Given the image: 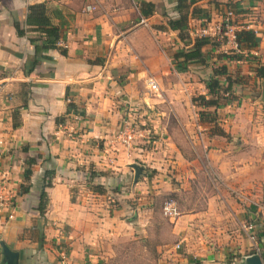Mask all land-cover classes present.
I'll return each instance as SVG.
<instances>
[{"label":"crops","instance_id":"1","mask_svg":"<svg viewBox=\"0 0 264 264\" xmlns=\"http://www.w3.org/2000/svg\"><path fill=\"white\" fill-rule=\"evenodd\" d=\"M138 1L152 4L154 14L144 18ZM42 3L59 26V41L65 47L57 45V49L36 54L30 39L39 34L26 21L29 6ZM176 7L177 0H0V83L9 94L8 100L0 102V175H4L13 204L8 209L0 205V244L18 253L17 264H87L96 259L107 260L112 246L130 234L125 231L121 235L117 229L124 228L127 222L133 226L141 224L140 214L135 221L121 220L118 212L107 208L109 197L91 189L94 185L106 189L114 182L121 187L126 184V172L133 171L129 165L132 146L122 147L116 137L125 119L132 122L135 116L141 118L140 111L160 109L165 101L189 135L208 131L202 138L209 144L220 137L210 132L213 123L201 121L197 115V119L189 117L188 94L195 89L194 74L206 76L211 67L216 69L219 64L226 67L229 76L249 75L263 89L264 80L256 77L254 69L264 66V0H196L189 11L206 10L210 17L207 21L188 17L189 46L197 38L191 33L198 32L201 26L219 24L227 10L233 13L235 30L253 31L259 43L256 48L238 50L230 38H210L214 44L202 50L205 64H191L184 71L176 70L172 61L183 43L177 32L166 25L168 19L179 18ZM16 25L24 36L17 35ZM240 51L246 60H229V55ZM192 66L197 70L191 71ZM149 78L158 84L162 99L147 92L145 81ZM201 87L203 93L199 94L205 96L204 83ZM69 104L74 106L73 111L68 110ZM218 107L206 108V112L215 114L217 126L232 138L229 143L218 142L223 150L219 168H249L253 162L238 168L237 161L250 154L234 151L232 146V141L242 136L238 130L243 123L229 127L231 123L223 112L230 108ZM159 114L152 112L148 120L158 126L164 142L171 137L163 132L165 120ZM249 136L250 142L255 140V146L262 148L261 132L254 130ZM133 150L143 152L139 146ZM165 152L166 149H159L157 154ZM28 159L35 162L29 190L21 194L20 186L27 184L23 173ZM166 162L179 165L181 160L167 158ZM45 173H49L50 178L45 181H50L51 186L44 188L47 207L41 218L36 209ZM91 173L97 176L90 178ZM146 183L148 189L160 188L151 178ZM246 202V208L255 204L252 199ZM246 208L234 215L237 233L227 245L200 252L186 250L171 257L164 254L162 264H240L241 258L251 254L243 226H252L257 243L264 241V222L256 220L255 214L249 212L251 208ZM194 216L170 222L173 233L181 230L185 217ZM37 252L39 256L35 255ZM0 264H4L1 245Z\"/></svg>","mask_w":264,"mask_h":264},{"label":"rangeland","instance_id":"2","mask_svg":"<svg viewBox=\"0 0 264 264\" xmlns=\"http://www.w3.org/2000/svg\"><path fill=\"white\" fill-rule=\"evenodd\" d=\"M216 64L215 62L214 65ZM220 67L221 65L218 64L216 69ZM213 69L212 74L208 72L206 76L194 74L197 75L194 79L195 89L188 94L189 117L190 120L198 117L201 121L208 123L210 121L213 123L210 132L220 137L215 138L216 142L209 141L208 144L203 141L204 137L202 138L204 133H208L206 130H198L193 135H189L177 120L178 116L172 114L171 108L165 101L161 102L160 109L158 107V109L140 111L141 118L135 116L133 121L141 131L142 138H137L136 144H132L129 165L130 168L131 165L142 167L143 172L135 182L134 170L131 168L133 171L126 172L124 177L126 184L116 187L114 182L112 187L102 188V194L105 193L106 197H109L106 200L107 208L110 207L118 212L117 215L121 220L135 221L139 218V214L143 219H140L141 224L133 226L127 222L124 223V228L117 229L121 235L125 231H130V234L122 236L123 240L120 239L112 246V252L109 251L107 260L96 259L99 263L95 261L87 264H162L165 259L164 254L171 257L172 254H181L186 250L200 252L205 248L223 247L237 233L238 224L234 215L246 208V199H252L255 203L248 207L251 208L249 212L255 214L256 220L264 222V102L257 103L259 100L264 101L263 89L261 84H257V81L249 75L229 76L228 74L232 82L230 89L226 88L228 81L225 76L217 78L220 86L217 96L218 105L230 108L227 112H223L225 113L223 117L231 123L229 127L233 123L240 124V121L243 123L242 128L238 130L242 136H237V139L232 141L233 149L250 154L240 158L237 167L242 168V165L253 162L252 166L241 171H228L227 168L222 171L219 165L223 150L218 142L229 143L232 138L217 126L215 114L207 112L211 118H201L200 114L208 109L201 106L198 99L205 96L206 99L211 98L208 92H205V96L201 95L203 93L201 86L204 83L206 87V83L214 75ZM190 70L197 69L192 66ZM161 97L162 92L158 99ZM144 108L146 109V106ZM152 112L164 113L159 116L165 120L163 132L171 137L170 140L164 139L163 142L158 126L148 120ZM153 126H156V129L152 128ZM219 129L225 133L222 136L223 140L218 134ZM228 129L225 127V130ZM254 130L263 134L260 141L262 148L255 146L257 144L255 140L250 142L249 135ZM138 146L143 150L140 154L133 150ZM248 147L251 148L248 150ZM159 149H166L165 154L158 155ZM177 157L181 160L179 165L166 162L167 158L174 161ZM119 177L120 174L117 178ZM148 178L153 179L155 186L160 185V188L148 189L146 183ZM127 195L131 196L127 197ZM168 198L176 201L179 218L195 215L193 218H184L181 230L177 234L173 233L170 221L161 213L162 204ZM244 219L246 220L245 217ZM39 254L35 253L38 256Z\"/></svg>","mask_w":264,"mask_h":264},{"label":"trees","instance_id":"3","mask_svg":"<svg viewBox=\"0 0 264 264\" xmlns=\"http://www.w3.org/2000/svg\"><path fill=\"white\" fill-rule=\"evenodd\" d=\"M196 0H177L176 10L178 11L179 18L178 19H168L166 21L167 28L176 31L178 34L179 40L183 43V48L177 50L173 56L172 61L175 66V69L178 71H184L187 69L188 65L191 64H205V54L202 52L203 48L214 44L211 43V39L208 37L195 38L193 44L189 46V36H188V17H197L204 18L209 20L210 15L206 10H202L199 8H193L191 11L190 7L195 4ZM139 11L144 18L150 17L154 14V6L150 3L146 2H137ZM27 26H32L39 35L37 38L30 39V43L35 46V53L39 54L41 51L57 49V43L59 42L60 28L59 26L53 23L51 14L48 12L47 6L42 4L32 5L28 8L27 13ZM16 32L18 36H24V31L20 29L16 25ZM236 36V44L238 50L243 47V50H250L252 48H256L258 46L259 40L251 30H240L235 33ZM243 50H241L243 52ZM240 53H235L233 55H229V60H246L247 57ZM62 54H65V51H61ZM219 57H226L225 55H219ZM42 58V57H40ZM228 58V57H227ZM254 72L256 77L264 80V66L258 65L255 67ZM213 76L210 78V81L206 83V89L209 95H211L210 99H206L205 97H199V101L201 106L204 108H217L219 105L218 101V93L220 90L218 77L225 76L227 79L226 88L230 89L232 86V82L229 79L227 69L225 66H221L218 69H214ZM68 110L73 111L74 106L72 104L68 105ZM201 118H211L210 114L207 112L201 113ZM210 123V121H209ZM13 126H17L16 124ZM219 135L223 136L225 134L221 129H219ZM34 159H28L26 161V169L23 173V182L27 184H22L20 186V193L25 194L29 190L28 182L32 175L31 167L34 164ZM49 173H45V177L43 180L45 181L46 177L49 179ZM97 176V175H96ZM95 173L90 174V178H95ZM51 186L50 181H45L43 187L39 194V202L37 205V212L41 218H44L45 210L47 207V195L44 192V188H48ZM92 190L97 192L98 194H102V185H94ZM101 190V191H100ZM264 237V234L262 235ZM260 239V238H259ZM261 240V239H260ZM39 245H42V239L39 242ZM260 248V256L264 257V241L258 243Z\"/></svg>","mask_w":264,"mask_h":264},{"label":"built area","instance_id":"4","mask_svg":"<svg viewBox=\"0 0 264 264\" xmlns=\"http://www.w3.org/2000/svg\"><path fill=\"white\" fill-rule=\"evenodd\" d=\"M232 16H233L232 11L227 10L222 16L221 22L219 24H214L210 26L209 25L201 26L198 32L191 33V35H194L197 38H201V37L230 38L237 47L236 36H235V33L237 31L235 30V28L233 27L231 23ZM141 23L145 25L144 20L141 21ZM57 45L62 48L65 47V44L61 41H59ZM145 83H146V88H147L148 93H150L151 95H155L157 97L161 96V91L156 81L149 78L145 81ZM4 88H5L4 85L0 83V102H2L3 100H8L9 94L5 93ZM116 137L120 145H122V147H130L132 146V144H136L137 138H142V134H141V131L137 128L136 124H134L133 122H129L128 119H125L122 122L121 127L117 131ZM3 177L4 175H0V205L5 206L8 209L12 207L13 204L11 202V197L8 194V189L5 186V181L3 180ZM161 213H162V216L168 221L170 222L176 221L180 215L179 210L177 208L176 201L170 198L166 199L162 204ZM10 217L12 216L10 215ZM243 228L247 234V239L251 245L250 247L251 254H257L260 256L261 251L257 243L256 236L253 232L252 226L245 225L243 226Z\"/></svg>","mask_w":264,"mask_h":264},{"label":"water","instance_id":"5","mask_svg":"<svg viewBox=\"0 0 264 264\" xmlns=\"http://www.w3.org/2000/svg\"><path fill=\"white\" fill-rule=\"evenodd\" d=\"M262 96L264 97V86L262 90ZM131 167L134 170V181L136 182L138 177L143 172V168L138 167L137 165H132ZM0 245H1V254H2L4 264H17L18 257H19L18 253L11 251L3 243H1ZM240 264H263V259L261 258V256L257 254H250V255H247L241 258Z\"/></svg>","mask_w":264,"mask_h":264}]
</instances>
